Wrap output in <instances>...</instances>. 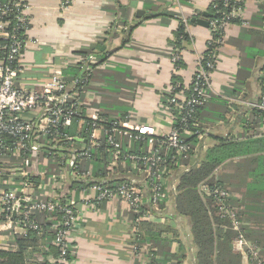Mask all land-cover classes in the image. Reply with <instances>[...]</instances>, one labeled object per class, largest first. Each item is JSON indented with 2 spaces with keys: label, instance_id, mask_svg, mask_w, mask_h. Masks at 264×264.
Returning <instances> with one entry per match:
<instances>
[{
  "label": "crops",
  "instance_id": "0c3cea01",
  "mask_svg": "<svg viewBox=\"0 0 264 264\" xmlns=\"http://www.w3.org/2000/svg\"><path fill=\"white\" fill-rule=\"evenodd\" d=\"M211 1L71 0L70 7L63 10L60 0H27L31 5L28 12L29 35L36 42L29 44L26 49L21 82L27 86L39 85L48 79L54 67L65 64L66 59L73 55L78 57L91 55L95 61L89 63L88 67L91 70L89 72L85 70L87 60L69 63L66 66V69L78 67L83 69L81 78L85 77L83 76L85 74L94 75L92 78L87 77L85 83L81 82L83 99L92 108L98 105L102 100L99 89L107 87V83L102 79L108 75L114 80V85L117 84L113 89H123L122 94L119 91L117 95L111 97L113 104L121 101L126 103L127 109L123 110V117L132 114L140 124L153 129L158 136L163 135L169 125L164 96L168 94L169 88H173L171 76L175 74L181 79V84L189 86L196 71L197 59L203 55L207 43L212 38L209 27L211 12L208 11ZM262 1L264 3V0ZM138 10L144 13L136 16ZM195 19L206 21L208 26L204 27ZM241 21L239 24L225 20L220 27L224 42L218 48L215 68L210 74L212 84L210 96L212 102L221 105L219 108L226 107L228 110L224 113L223 120L214 119L208 127L207 134L202 136L203 145L199 148L198 154L191 158L189 163L191 166L197 164L203 147L213 142V138H223L230 134L241 137L243 133L241 121L249 117L246 101L255 100L259 95V79L264 69V16H261L260 5L250 0L246 1ZM181 22L184 23L190 43L185 42L183 44L185 49L181 52L185 66L175 69L169 56L171 49L169 42L175 36ZM82 49L94 51L85 55L75 53ZM104 52L108 54L102 59L100 55ZM114 76L116 79L112 78ZM107 115L117 119L115 117L117 113L112 110L108 111ZM85 128L84 122L77 123L75 128H72L74 131L72 134L83 137L81 144L87 142ZM97 134L101 141L103 131ZM33 141V144L40 145L38 138ZM66 157L65 154L63 159ZM30 159L29 169L33 173L54 168V164L43 162L41 151H35ZM104 164L107 178L126 174L142 178L139 167L130 162L128 165L126 161H122V164L109 166L106 159ZM68 168L66 166L62 170L66 173V181L70 185L72 181ZM82 168H86V165ZM188 168L190 167L185 169ZM95 169L96 166L92 164L91 173L86 181L95 179L93 176ZM37 182L40 184L39 177H36L35 183ZM246 183L247 180L243 179L233 185L237 189L234 190V197L244 203L242 212L245 215L240 217L244 221L243 225L248 232L261 236L264 235V194L252 193L250 199L243 201L240 190L245 189ZM251 183L255 181L251 180ZM69 185L64 189L73 191L78 201L80 196L88 191L93 196L96 194L94 186H81L74 190ZM167 187L175 194V177L169 179ZM52 188L50 184L45 185L43 187L45 194ZM172 196L174 195H171V199ZM78 212L79 224L73 232L76 254L70 264H151L145 250H134L131 247L135 226L130 211L120 201H105L97 207L88 209L79 203ZM177 217L175 219L168 214L164 216L154 213L147 215L150 221L168 224L183 234L188 242L189 257L183 260L182 264H195L193 249L187 235L189 223L186 225L179 215ZM4 224L6 222L1 219L0 226ZM16 234L21 233L0 229V247L14 248ZM178 248L176 243L171 245V251L174 253ZM233 249L241 254L238 264H245V252L240 245Z\"/></svg>",
  "mask_w": 264,
  "mask_h": 264
},
{
  "label": "built area",
  "instance_id": "2783aa9c",
  "mask_svg": "<svg viewBox=\"0 0 264 264\" xmlns=\"http://www.w3.org/2000/svg\"><path fill=\"white\" fill-rule=\"evenodd\" d=\"M220 1L221 8L217 3H213V8H216L221 19L209 22L212 31L221 27L227 17L242 20L244 3L248 0ZM70 4L71 0H60L63 10H67ZM30 9L31 5L26 0H11L6 4L0 2V213L3 214V220L6 222L0 226V229L20 231L24 234L29 229L37 228L31 220V216L36 212L59 211L61 219L52 226L55 231L53 243L59 246L61 252L56 264H70L71 261L65 257V253L68 251L73 253L76 248L73 232L79 224V203L88 209L97 207L105 201L118 200L128 210H136L142 192L128 181L114 188L94 186L95 196L88 191L83 193L78 201L73 191H62V181L67 180L66 173L62 169L68 166L72 177L87 179L91 173L93 152L100 144L97 133L103 131L106 136L104 145L109 155L108 165L116 164L120 156L122 161H129L135 166L140 163L142 166L139 167V173L150 191L147 199L155 203L161 190L163 156L168 149H174L175 155L178 156L190 149L172 126L174 120L179 116L180 123L185 127L184 132L202 138V133L196 129L194 107L210 98L212 90L210 74L216 54L207 53L206 63H203L204 55L198 57L190 93L186 94L182 89L175 92L173 88H169V97L165 102L166 109L169 110L167 111L169 125L166 133L158 136L153 129L134 119L132 114L126 115L119 121L110 122L83 99L82 86L74 85V80L70 81L65 77L63 69H66L69 63H81L87 60L85 70L89 72L91 71L88 67L89 63L95 61L91 55L88 57L73 55L66 59L65 64L54 67L48 79L39 85L27 86L21 82L20 74L26 62V49L29 44L36 42L29 35ZM216 43L223 42L219 39ZM171 50L169 56L173 62L176 56ZM83 76L85 77L80 78V83H85L87 80V75ZM70 86H73L72 89H69ZM246 106L264 112V92L259 95V100L246 101ZM193 118L192 125H188L189 120ZM262 119L264 121V118ZM74 122H84L87 128L90 127L89 130L85 128L86 143L81 144L83 137L70 132ZM260 130L264 131V124ZM30 131L31 134L34 132V135H30ZM133 132L136 134L133 135ZM117 136H126L127 149L133 136L137 139H146V151L137 155L122 152L121 142ZM37 138L40 145L36 144V146L33 140L36 141ZM155 143L158 144L157 147H154ZM161 147L166 149L162 154L159 150ZM35 151H41L43 162L54 164V168L33 173L29 167L31 155ZM65 151L69 152V156L66 157L63 165ZM16 161L18 163H15ZM83 162H88L84 169ZM32 176L40 178V185L46 181L53 188L45 194L43 187L38 189L36 183L34 185L31 182ZM203 192L217 197L218 202L229 194L221 188L205 186ZM221 209L222 213L230 218L232 228L239 231L240 222L235 218V213L225 204ZM147 215L146 213L143 217ZM238 238L246 242L242 234H239ZM246 243L248 249L245 252V264H261L256 245ZM139 248L136 245L132 246L134 250Z\"/></svg>",
  "mask_w": 264,
  "mask_h": 264
},
{
  "label": "trees",
  "instance_id": "16d2710c",
  "mask_svg": "<svg viewBox=\"0 0 264 264\" xmlns=\"http://www.w3.org/2000/svg\"><path fill=\"white\" fill-rule=\"evenodd\" d=\"M11 0H0L1 3L6 4ZM27 1V0H26ZM213 3H217L221 8L220 0H212L208 7L211 12L210 20L221 19L217 13L216 8H213ZM261 9V16H264V3H258ZM260 15V13H259ZM226 20L230 23H241L238 18L227 17ZM220 27L212 31V38L206 45L204 51L203 63H206L207 53H217L218 48L223 44H217V40L224 42V37ZM189 44V37L186 32L184 23L179 24L175 36L169 42L171 52L176 56L173 61L175 69L183 68L184 62L182 60V51L185 49L184 43ZM94 50L82 49L77 53L78 55H85L93 53ZM107 52L100 55L105 59ZM101 59V60H102ZM216 60V59H215ZM214 66L211 71L214 70ZM81 72L83 69L68 68L63 71L65 77L74 80V85L82 86L80 83ZM23 72L20 74L22 77ZM88 78L94 77L93 74L87 75ZM116 79V76L112 77ZM107 87L100 88L99 93L102 100L98 105L93 107L110 122H116L123 119V110L127 109L126 103L113 102L111 97L117 95L120 91L122 94L123 89H113L114 80L104 77ZM118 82V81H117ZM116 82V83H117ZM181 79L173 74L171 76V86L174 91L183 90L186 94L190 93L192 84L185 87L181 84ZM73 85V86H74ZM70 86L69 89H72ZM259 88L261 93L264 92V69L263 74L259 79ZM259 95L256 98L259 100ZM169 97V94L164 96V101ZM255 99V100H256ZM210 99L194 107L195 122L202 136L207 134L208 127L212 124L214 119L223 120L224 113L228 110L226 107L219 108ZM213 100H216V98ZM124 102V103H122ZM94 104V103H93ZM116 112L117 119H112L107 115L108 111ZM248 115L242 119L241 127L243 133L241 137H235L233 134L223 138H213V142L203 147L200 157L197 159V164L191 166V158L195 157L199 148L203 145L201 138L196 135H188L184 132L185 127L180 123V117L174 120L173 127L178 131L180 137L184 142L190 146V149L178 156L175 155L174 149H168L165 156H163L161 175V190L158 200L155 203L148 201L147 197L150 195L148 185L144 183L143 178L131 174L118 175V177H106V170L104 162L108 159L109 155L106 152L104 145L106 136L100 141V144L95 148L92 156V164L96 166L94 178L91 181L85 179H77L72 177L71 169L69 170V178L71 182V189L77 190L81 186H109L114 188L126 182H132L142 192L140 203L136 206V210H129L132 222L134 223V230L131 237V247L136 245L146 251L151 264H182L183 260L187 259L188 251L186 240L183 234L175 227L168 224L153 222L143 217L144 214L154 213L163 214L164 216H174L177 219L178 215L185 221L186 225L189 223L187 235L189 236L190 244L193 249V256L195 264H238L241 260V254L234 251L233 247L240 245V248L246 252L248 247L247 243L256 245L259 250V259L261 264H264V235H254L248 232V229L243 225V220L240 217L244 216L242 206L244 203L233 196L234 190H237L233 185L240 183L241 180H247L245 189L240 190L243 201L250 199L252 193L264 194V131L260 130L264 124V112L260 109L248 108ZM194 118L189 120L188 125H192ZM109 123V122H108ZM107 123V124H108ZM76 122L71 127L74 129ZM87 128V126H86ZM87 128V130H89ZM30 135L31 131L29 132ZM133 135L136 133H132ZM121 142V151L129 152L130 154L137 155L146 151V139H137L132 137L129 148L126 147V136H117ZM162 139L161 137H155ZM12 142V138L9 140ZM158 144L155 143L154 147ZM160 153H164L166 149L160 148ZM58 152V151H57ZM67 158L69 152L65 151ZM66 160V159H65ZM65 160L64 164L65 165ZM129 161H126L128 165ZM15 163H18L16 161ZM63 163V162H62ZM88 162H83L82 167L87 165ZM116 163L122 164L121 156ZM55 166V165H54ZM139 163L137 167H141ZM185 166V167H182ZM188 168L186 170L185 168ZM175 177V194L168 189L167 184L169 179ZM99 178V179H97ZM102 181H98V180ZM36 177L32 176L31 182L35 185ZM240 180V181H239ZM254 180L255 183H251ZM69 185V186H70ZM208 188H221L228 192V196L220 200L213 195H206L201 191V187ZM171 195L172 199H171ZM176 197V198H175ZM175 198V203H174ZM218 199V198H217ZM229 207L234 213L235 218L240 222V230L232 228L231 220L228 215L222 213L221 207ZM240 208V209H239ZM56 216V217H55ZM59 211L56 212H36L31 216V220L37 226L36 229H29L24 234H16L14 237V248L0 247V264H56L58 257L61 255L60 248L54 244L55 231L53 225L61 219ZM3 219V214L0 213V220ZM258 219V218H257ZM256 220V219H255ZM170 234L169 236H165ZM242 234L245 241H241L238 236ZM178 244V251L174 253L171 251V245ZM76 248L73 251L65 253V257L72 261L75 257ZM51 257V259H49ZM254 264V263H252Z\"/></svg>",
  "mask_w": 264,
  "mask_h": 264
},
{
  "label": "rangeland",
  "instance_id": "374dc122",
  "mask_svg": "<svg viewBox=\"0 0 264 264\" xmlns=\"http://www.w3.org/2000/svg\"><path fill=\"white\" fill-rule=\"evenodd\" d=\"M201 56H202V55H201ZM166 100H167V99H166ZM165 102H166V101H165ZM165 104H166V103H165ZM165 111H168V112H169V110L166 109V107H165ZM62 182H63V185H62V188H61V189H62V191L65 192L66 190H65L64 188H66V186L69 185V184L67 183L66 179H64ZM36 185H37V188L39 189L40 187H45V185H48V184H47V182L45 181L43 185H40L38 182H37ZM69 191H70V190H69ZM201 191H203V187H201ZM234 195H235V194H233V196H234Z\"/></svg>",
  "mask_w": 264,
  "mask_h": 264
},
{
  "label": "water",
  "instance_id": "95a60500",
  "mask_svg": "<svg viewBox=\"0 0 264 264\" xmlns=\"http://www.w3.org/2000/svg\"><path fill=\"white\" fill-rule=\"evenodd\" d=\"M143 13H144V11L138 10L136 12V16H141ZM195 20H196L197 23L203 25L204 27H207L208 26V23L206 21H204V20H199V19H195Z\"/></svg>",
  "mask_w": 264,
  "mask_h": 264
}]
</instances>
